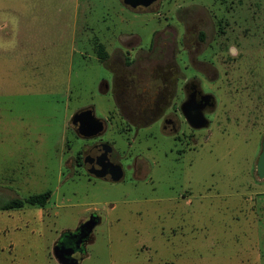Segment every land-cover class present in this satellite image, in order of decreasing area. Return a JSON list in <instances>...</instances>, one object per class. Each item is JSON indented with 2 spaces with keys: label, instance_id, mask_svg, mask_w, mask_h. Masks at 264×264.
<instances>
[{
  "label": "rangeland",
  "instance_id": "obj_1",
  "mask_svg": "<svg viewBox=\"0 0 264 264\" xmlns=\"http://www.w3.org/2000/svg\"><path fill=\"white\" fill-rule=\"evenodd\" d=\"M164 51L178 85L213 98L206 127L175 136L124 119L111 72L148 77L146 54ZM87 109L104 126L92 138L71 123ZM263 137L264 0H0V207L51 193L0 209V264H63L53 242H77L90 218L67 262L264 264ZM100 144L118 182L90 173Z\"/></svg>",
  "mask_w": 264,
  "mask_h": 264
},
{
  "label": "flooded vegetation",
  "instance_id": "obj_2",
  "mask_svg": "<svg viewBox=\"0 0 264 264\" xmlns=\"http://www.w3.org/2000/svg\"><path fill=\"white\" fill-rule=\"evenodd\" d=\"M165 46L168 45L166 44ZM158 54H162V58L159 55L148 57V54H146V57L143 59L149 61L148 77L139 75L136 81L134 79L128 81L126 76L119 75L116 77L112 71L111 90L115 95L120 97V107L123 109L124 119H128L127 123L131 127L137 129L152 123H158L161 132L167 131L177 136L182 129V125L194 129L186 121L184 112L189 113L191 116L197 109L205 117V113L213 109L214 100L209 93L203 92L198 85H193V80L191 79H184L182 76V84L178 85L180 78L176 76L178 74L177 67L173 65L166 67L168 60L173 61L174 53L172 51H164ZM172 66L174 67L173 73L169 72L168 75L165 73L163 75V72L159 75L157 74L163 67L167 69L171 68L172 70ZM171 76H174V80H170ZM112 163L119 165V163H114L113 161ZM98 222L99 220L97 219ZM75 233L79 236L77 242L75 237H73L75 239L74 242H71L70 239V242L68 241L61 247L58 241H56L57 245L55 247H59L60 253L63 252V256L66 259L78 255L81 249L79 247L76 250L77 243L78 246H81L83 238H87L88 240L91 235L83 236L84 229L80 230V228Z\"/></svg>",
  "mask_w": 264,
  "mask_h": 264
},
{
  "label": "water",
  "instance_id": "obj_3",
  "mask_svg": "<svg viewBox=\"0 0 264 264\" xmlns=\"http://www.w3.org/2000/svg\"><path fill=\"white\" fill-rule=\"evenodd\" d=\"M155 1L156 0H122L125 6L130 7L132 9H135L137 7L146 8ZM184 116L188 124L194 129L204 128L208 124L207 119L197 109L191 116L189 113L184 112ZM71 123L75 131L83 138L95 137L102 133L104 129L103 123L97 118H95L94 112L91 109L83 110L81 112L76 113L72 117ZM111 152L112 148L109 145H98L97 151H94L95 160L91 166L92 169L90 168V173L94 177L101 178L105 181L118 182L122 178V170L119 165L113 164L110 161ZM256 172L260 178H264V137L262 140L261 153L257 160ZM96 224L97 220L93 218H90L88 221H85L79 227L80 230L84 229L83 236H88ZM60 256L61 260H63V264H79L81 261V255H79L78 258L76 257L74 263L67 262V259L63 258V252H61Z\"/></svg>",
  "mask_w": 264,
  "mask_h": 264
},
{
  "label": "trees",
  "instance_id": "obj_4",
  "mask_svg": "<svg viewBox=\"0 0 264 264\" xmlns=\"http://www.w3.org/2000/svg\"><path fill=\"white\" fill-rule=\"evenodd\" d=\"M96 50L100 59L103 60L106 58V52L103 50L102 45L98 44ZM50 195L51 193L49 191H46L40 194L29 195L24 199L15 198L2 204L0 209L1 210L21 209L25 205L43 207L50 198Z\"/></svg>",
  "mask_w": 264,
  "mask_h": 264
},
{
  "label": "crops",
  "instance_id": "obj_5",
  "mask_svg": "<svg viewBox=\"0 0 264 264\" xmlns=\"http://www.w3.org/2000/svg\"><path fill=\"white\" fill-rule=\"evenodd\" d=\"M101 45V44H100ZM104 50V49H103ZM57 240H55L53 243H55Z\"/></svg>",
  "mask_w": 264,
  "mask_h": 264
}]
</instances>
